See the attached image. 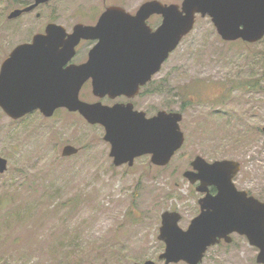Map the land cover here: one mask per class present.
<instances>
[{
	"label": "rangeland",
	"instance_id": "374dc122",
	"mask_svg": "<svg viewBox=\"0 0 264 264\" xmlns=\"http://www.w3.org/2000/svg\"><path fill=\"white\" fill-rule=\"evenodd\" d=\"M31 1L0 0V65L49 20L70 30L88 20L85 11L94 15L112 2L49 0L37 10L40 19L35 11L7 18ZM117 1L133 9L144 0ZM166 69L167 105L182 114L185 138L163 168L146 156L113 165L102 127L76 113L60 108L49 118L32 112L13 120L0 108V156L8 163L0 173V264H165L158 258L162 212H179L185 229L199 210L198 194L182 175L196 155L239 161L235 185L264 201V38L226 42L210 18L198 16ZM82 94L97 100L89 85ZM67 144L78 153L62 156ZM257 252L234 235L209 248L201 264H259Z\"/></svg>",
	"mask_w": 264,
	"mask_h": 264
},
{
	"label": "water",
	"instance_id": "95a60500",
	"mask_svg": "<svg viewBox=\"0 0 264 264\" xmlns=\"http://www.w3.org/2000/svg\"><path fill=\"white\" fill-rule=\"evenodd\" d=\"M48 0H34L32 4L14 9L8 18L28 12ZM140 11H160L164 21L144 47L146 61H118L121 49L136 50L132 45L130 29H118L114 19L129 20L124 8L110 5L96 25L77 23L71 32L54 22L46 25L45 33H36L30 42L15 46L8 58L0 65V108L12 119H18L34 110L50 117L57 108L64 107L78 112L91 125L104 126L103 139L110 144L109 155L115 166H131L134 159L151 154L150 161L166 165L173 154L182 146L183 132L179 121L181 113L161 111L152 118L131 105H103L100 101L86 102L79 98L84 82L91 78V92L96 97L108 94L114 97L128 91H136L156 72L168 54L176 48L181 38L195 23L196 14L209 16L217 34L224 41L241 39L254 43L264 37V0H182L178 4H163L148 0L139 7ZM147 16L140 15L141 18ZM130 26L129 23L126 24ZM99 38L90 49L88 59L81 64H70L62 68L75 51L81 39ZM120 43H124L120 45ZM60 47L62 48L60 50ZM144 79L128 80V74H139ZM118 76L115 79L107 77ZM78 148L67 144L62 147V156H71ZM192 169L183 172L191 183L200 179L198 191L207 185H215V195L206 194L200 200V212L194 216L187 228L179 226L181 215L177 211H163L157 238L164 243L158 255L165 264H201L204 253L222 239L232 241L231 234L244 236L248 243L257 248L256 262L264 264V201L244 190H237L233 177L240 163L233 159L206 161L196 155L190 162ZM7 169V160L0 156V173ZM134 264H156L145 260Z\"/></svg>",
	"mask_w": 264,
	"mask_h": 264
},
{
	"label": "flooded vegetation",
	"instance_id": "af4514ba",
	"mask_svg": "<svg viewBox=\"0 0 264 264\" xmlns=\"http://www.w3.org/2000/svg\"><path fill=\"white\" fill-rule=\"evenodd\" d=\"M34 1V0H33ZM33 1L31 2H27V3H21L22 6L18 7V8H14V9H20V8H24L30 4L33 3ZM106 1V0H103ZM148 0H144L141 2L144 3ZM163 4H178L179 7L181 5L182 0H177L178 2L174 3L172 2H165L162 0H158ZM49 0L47 2L44 3H40L38 4L36 7H34L32 10L28 11V12H22L21 14H19L18 16L14 17V18H8V19H16L21 17L24 14H28L31 13L33 11H35V18L36 19H40L41 18V13L38 12L37 10L42 7L43 5H45L46 3H48ZM121 3H119V1L117 0H112V2H110L109 4H106L104 6L103 9H97V11L95 12L94 15H92V11L94 10H88L85 11V18H88V20L86 21H79L76 22L77 23H82L84 25H96L99 21V18L101 17V15L105 12V8L107 6L110 5H117V6H121L122 8H124V13L130 16L129 20H125L122 18H116L114 19V23L116 25V27L118 29H130V32H132L130 34V36L132 37V45H134L137 49L136 50H130V49H121L118 51L117 53V60L118 61H136L138 63H143L146 61V56H145V51H144V47L148 44V39L151 38V34H154V32H156L158 30V28L162 25L164 18L162 15V12L160 11H140L139 10V6H137L136 8L133 9H128L123 7L122 5H120ZM146 14L147 16H145L144 18H141L140 15ZM200 16V14H196L195 19ZM50 22H54L49 20L48 22H46L45 24L41 25L38 29L36 33H40V34H44L45 33V28L46 25ZM56 23V22H55ZM129 23L130 26H127L126 24ZM72 25L70 30H67V28L65 26H63L66 31L69 33L72 31L74 25ZM61 25V24H60ZM194 29V25L192 27V29L186 34L184 35L180 42L178 43V45L176 46V48H174V50H172L168 56L163 60V62L160 64L159 69L154 72L153 74L150 75V78L147 79L143 84L139 83L137 86V90L136 91H128V93L130 94H125V93H121L118 94L114 97H110L108 94L104 95L103 97H99L97 98V100L95 101H100L103 105L106 106H112L114 104H121L123 106H127V105H131L133 110H137L139 112H142L145 116V118H152L154 116H156L159 112L161 111H165V112H170L169 108H168V92H167V82L169 80V74H168V70L166 69V64L167 61L170 57V55L177 49V47L180 45V43L183 41V39L189 35V33ZM99 41V38H88V39H81L79 41V43L75 46V51H74V55L63 64L62 68H66L67 66H69L70 64H81L87 61L88 59V54L90 49ZM124 43H120V45H122ZM62 48L60 47V50ZM10 55V52L8 53V55L5 57L8 58ZM164 68L166 69V72H164ZM139 70L137 71V73H139L138 75L133 73V75H126L124 77L121 78H125V79H130V80H139V79H144V74L143 71L146 70V68L144 67H139ZM144 77V78H143ZM108 79H115L118 78V76H114V77H107ZM89 85L90 86V90H91V78L86 80L84 82V84L82 85L80 91H79V97L80 99L84 100L82 98L83 96V90L85 89V86ZM259 87V85H258ZM166 95V97H165ZM84 97V96H83ZM86 100V97H84ZM167 98V99H166ZM86 101H90V102H94L92 100H86ZM159 101V102H158ZM62 110H66V108L60 107ZM57 108V109H60ZM56 109V110H57ZM55 110V111H56ZM54 111V113H55ZM67 111V110H66ZM32 112H39L38 110H34ZM31 112V113H32ZM40 113V112H39ZM76 114H78L77 112H74ZM79 115V114H78ZM182 120V118H181ZM180 120V122H181ZM179 122V123H180ZM102 129H103V136L104 137V133H105V129L104 126L99 124ZM104 140V139H103ZM105 141V140H104ZM106 142V141H105ZM108 143V142H106ZM142 156H146L149 158V161L151 159V154H145ZM139 156V157H142ZM138 157V158H139ZM137 159V158H136ZM150 164L152 167L154 168H163L166 165H157L154 164L150 161ZM186 170H190V169H186ZM185 170V171H186ZM236 176V175H235ZM233 177V182H234V178ZM187 179V178H186ZM188 180V179H187ZM188 182L191 184V186L193 187V189L195 190V193L198 194L196 197V204L198 206V213L200 212V200L206 196V194H210V195H215L218 191V188L215 185H207L205 191L201 192L197 190V187L200 186L201 184V180L198 179L196 180L194 183H191L189 180ZM235 184V183H234ZM237 190H244L247 192V195H252L249 190L245 189V188H240L237 185H235ZM197 213V214H198ZM234 235H238V234H232V237ZM224 240L222 239L218 244L219 245L223 242ZM215 245V246H216Z\"/></svg>",
	"mask_w": 264,
	"mask_h": 264
},
{
	"label": "trees",
	"instance_id": "16d2710c",
	"mask_svg": "<svg viewBox=\"0 0 264 264\" xmlns=\"http://www.w3.org/2000/svg\"><path fill=\"white\" fill-rule=\"evenodd\" d=\"M263 75H264V70H263ZM252 85V84H251ZM253 87H255L256 85H252ZM248 87H250V86H248Z\"/></svg>",
	"mask_w": 264,
	"mask_h": 264
}]
</instances>
